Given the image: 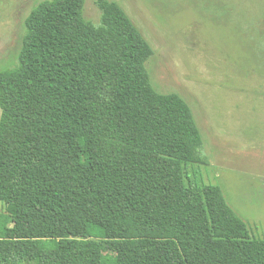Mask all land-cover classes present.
<instances>
[{
	"label": "trees",
	"instance_id": "obj_1",
	"mask_svg": "<svg viewBox=\"0 0 264 264\" xmlns=\"http://www.w3.org/2000/svg\"><path fill=\"white\" fill-rule=\"evenodd\" d=\"M97 2L98 24L86 0L40 3L0 71V264H264L222 188L187 182L205 161L190 106L154 89L125 10Z\"/></svg>",
	"mask_w": 264,
	"mask_h": 264
},
{
	"label": "rangeland",
	"instance_id": "obj_2",
	"mask_svg": "<svg viewBox=\"0 0 264 264\" xmlns=\"http://www.w3.org/2000/svg\"><path fill=\"white\" fill-rule=\"evenodd\" d=\"M44 1L0 0V71L18 62L26 19ZM97 1L86 0L83 12L96 24ZM110 1L153 49L154 89L191 108L205 161L184 164L187 182L218 184L251 236L264 238V0ZM9 216L0 200V235Z\"/></svg>",
	"mask_w": 264,
	"mask_h": 264
}]
</instances>
